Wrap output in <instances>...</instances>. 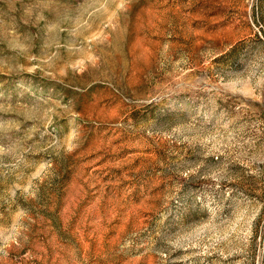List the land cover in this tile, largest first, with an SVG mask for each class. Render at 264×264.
Wrapping results in <instances>:
<instances>
[{"label": "rangeland", "instance_id": "374dc122", "mask_svg": "<svg viewBox=\"0 0 264 264\" xmlns=\"http://www.w3.org/2000/svg\"><path fill=\"white\" fill-rule=\"evenodd\" d=\"M0 264H264V0H0Z\"/></svg>", "mask_w": 264, "mask_h": 264}]
</instances>
